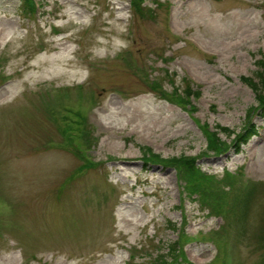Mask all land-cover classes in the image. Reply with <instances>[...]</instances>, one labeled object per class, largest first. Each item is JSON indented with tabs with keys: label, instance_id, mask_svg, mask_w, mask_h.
I'll use <instances>...</instances> for the list:
<instances>
[{
	"label": "rangeland",
	"instance_id": "rangeland-1",
	"mask_svg": "<svg viewBox=\"0 0 264 264\" xmlns=\"http://www.w3.org/2000/svg\"><path fill=\"white\" fill-rule=\"evenodd\" d=\"M35 1L32 16L0 0V83L14 81L0 87V264H125L131 252L150 264L184 225L208 241L185 246L193 264H224L228 242L227 264H264V129L217 156L195 122L229 128L228 145L245 130L257 98L241 78L264 58V0H144L141 13L130 0ZM187 76L201 86L194 114L168 99ZM143 146L197 156L220 214ZM240 170L246 182L223 180Z\"/></svg>",
	"mask_w": 264,
	"mask_h": 264
},
{
	"label": "trees",
	"instance_id": "trees-1",
	"mask_svg": "<svg viewBox=\"0 0 264 264\" xmlns=\"http://www.w3.org/2000/svg\"><path fill=\"white\" fill-rule=\"evenodd\" d=\"M25 1V2H24ZM144 0H136L135 5L138 9V13H141L142 9L141 4ZM24 2V12L31 13L33 12V6L31 5V0H23ZM259 66L262 67V71L256 73L255 78H248L243 77L242 80L246 82V84L255 92L257 98V106L251 107L248 111V121L243 132L236 135L235 141H233L232 145H228L225 141H223L219 134L224 133L230 135L232 131H230L227 127H222L217 125L215 130L212 131L209 125L204 124L200 125L202 129L203 135L206 137L208 141V145L211 148V152L217 154V156L224 155L231 149H234L236 153L240 152L241 146L248 143L249 139L253 136L258 134V130L256 126L251 123V118L258 115L264 118V62H258ZM184 87L181 90H174V95H169L168 99L169 102H172L176 105L184 106L185 109L189 106L188 111L194 112L196 108L192 105V101H190L193 97L199 98L201 97V91L199 90H191L192 85L190 81L184 79ZM176 93V94H175ZM83 125L85 126L86 132L89 135L90 132L87 130L86 122L84 121ZM144 155L149 156L148 159L151 158V163L161 165L165 168L167 167H174L177 170L179 180L184 184L185 190L189 193V196H194L195 193L200 194L201 202L203 204H208L212 207L208 208L207 211L213 212L215 207H218L220 214L221 206L219 205V200H215L214 193H218L219 191L212 190L211 193H208L206 187L208 181H210L211 177L202 173L200 167L198 166L197 162L199 160L198 157H188V156H181V157H173L170 159L162 158L161 156L154 154L153 151L148 147L141 148ZM228 176V177H227ZM227 178L223 180H228L230 178H234L233 175L227 173ZM236 178V177H235ZM234 178V179H235ZM255 190L252 189L250 194H254ZM221 196L224 195L223 192L220 194ZM171 229L178 230L176 226L172 223ZM179 235V234H178ZM189 236L185 233V225L180 230V235L178 240L173 242L172 244H168L166 248L163 249L162 253H159L153 261H150V264H181L182 262H187L186 254L184 252V244L187 241H190ZM211 239H215L212 237ZM132 259H135L133 256ZM224 264H227L226 258L224 257ZM133 264V263H128ZM136 264V263H134Z\"/></svg>",
	"mask_w": 264,
	"mask_h": 264
}]
</instances>
